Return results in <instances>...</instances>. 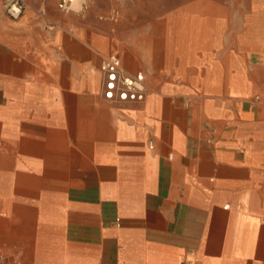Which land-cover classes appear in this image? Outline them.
I'll list each match as a JSON object with an SVG mask.
<instances>
[{"label": "crops", "instance_id": "1", "mask_svg": "<svg viewBox=\"0 0 264 264\" xmlns=\"http://www.w3.org/2000/svg\"><path fill=\"white\" fill-rule=\"evenodd\" d=\"M5 2L9 262L264 264V0H26L18 20ZM112 55L143 102L104 98Z\"/></svg>", "mask_w": 264, "mask_h": 264}, {"label": "built area", "instance_id": "2", "mask_svg": "<svg viewBox=\"0 0 264 264\" xmlns=\"http://www.w3.org/2000/svg\"><path fill=\"white\" fill-rule=\"evenodd\" d=\"M95 0H59L58 8L64 13L85 15ZM5 11L12 19L18 20L24 13L26 0H6ZM120 11L113 9L108 19L120 20ZM103 73L104 98L112 103H137L146 98L147 87L145 73L138 71L131 74L124 68L121 59L112 55L104 59ZM0 264H22L19 259L9 262L8 257L0 252Z\"/></svg>", "mask_w": 264, "mask_h": 264}]
</instances>
